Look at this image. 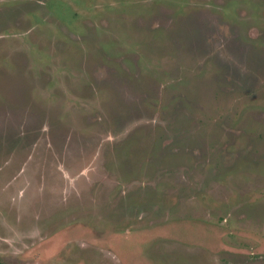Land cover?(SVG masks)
Returning <instances> with one entry per match:
<instances>
[{
  "label": "rangeland",
  "instance_id": "374dc122",
  "mask_svg": "<svg viewBox=\"0 0 264 264\" xmlns=\"http://www.w3.org/2000/svg\"><path fill=\"white\" fill-rule=\"evenodd\" d=\"M0 263L264 264V0H0Z\"/></svg>",
  "mask_w": 264,
  "mask_h": 264
},
{
  "label": "trees",
  "instance_id": "16d2710c",
  "mask_svg": "<svg viewBox=\"0 0 264 264\" xmlns=\"http://www.w3.org/2000/svg\"><path fill=\"white\" fill-rule=\"evenodd\" d=\"M0 264H2V263H0Z\"/></svg>",
  "mask_w": 264,
  "mask_h": 264
}]
</instances>
